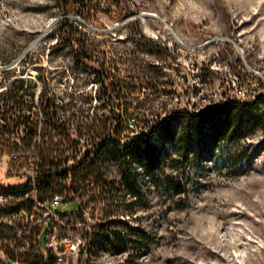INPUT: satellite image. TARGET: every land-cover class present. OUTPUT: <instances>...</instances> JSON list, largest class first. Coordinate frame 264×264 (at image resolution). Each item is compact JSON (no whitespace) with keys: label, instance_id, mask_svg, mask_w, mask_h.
I'll return each instance as SVG.
<instances>
[{"label":"rangeland","instance_id":"obj_1","mask_svg":"<svg viewBox=\"0 0 264 264\" xmlns=\"http://www.w3.org/2000/svg\"><path fill=\"white\" fill-rule=\"evenodd\" d=\"M86 1L93 9L79 13L76 5L58 0H0V91L23 79L33 92L38 127L44 121L41 94L59 103L73 93L81 110L91 100L90 115L108 113L99 109L103 98L98 99L93 75L76 66L70 47L57 40L66 18L77 26L96 66L103 64L124 86L127 101L140 105L134 111L148 119L166 116L178 104L203 109L226 95L251 102L264 94V0ZM31 56L34 64L27 61ZM171 129L180 131L175 121ZM211 132L210 121L204 122L196 149L177 153L172 139H152L163 168L172 157L183 164L166 170L174 177L170 187L155 186L147 171L128 177L119 163L109 161L106 186L78 190L86 196L81 211L75 202L51 206L71 215L68 235L82 237L80 264H264V131L258 125L240 140L241 161L250 167L235 174L221 167L233 159L227 155L230 143L214 141ZM42 143L36 138L24 154L37 153ZM9 146L0 138V184L31 196L36 190L35 182L28 185L32 160L20 158L26 146ZM138 167L130 161L132 170ZM177 181L179 188L172 186ZM55 196L63 197V191L58 188ZM90 196L104 199L95 203ZM109 210L113 213L106 215ZM110 220L124 226L111 227ZM47 224L39 234L43 247ZM113 230L119 234L109 236ZM117 239L134 244L123 250Z\"/></svg>","mask_w":264,"mask_h":264},{"label":"trees","instance_id":"obj_2","mask_svg":"<svg viewBox=\"0 0 264 264\" xmlns=\"http://www.w3.org/2000/svg\"><path fill=\"white\" fill-rule=\"evenodd\" d=\"M58 2L76 5L81 9L78 10L79 13L93 9V4L90 5L86 0ZM135 21L138 24L137 18ZM138 30L140 31V28ZM57 32V40L60 39L70 47L75 65L93 75L94 82L99 85L98 99L103 98L99 109L108 110V113L90 115L91 100H86L90 105L81 110L73 93L69 95V101L59 103L55 98L41 94L44 121L42 126L38 127L34 122L35 112L32 110L33 92L25 87L23 79L10 81L0 91V138L11 145V150L15 149L18 143L26 146L20 158L32 160V167L29 169L34 176L28 178V183H36V197L40 203H48L54 192L60 188L63 191L62 203H78V211H81L86 196L78 190L91 184L106 186L104 177L107 168L104 164L109 161L119 163L124 175L128 177L136 178L140 170L147 171L155 186L170 187L174 177L166 170H178L183 164L179 159L172 157L167 161L166 168H163V164L154 157L156 146L151 143L152 139L159 137V142L165 138L172 139L175 153L185 147L188 150L196 149L202 142L201 128L206 121H210L212 125L211 137L214 141L220 143L226 139L230 143V152L227 155L233 159L230 163L221 164V167H225L231 174L242 173L250 167L249 163L241 161L245 152L240 150V140L251 134L258 125L264 131V94H256L251 102L241 101L234 95H226L217 104L203 109H191L187 105L178 104L166 116L155 115V119H148L144 113L134 111L140 108V105L133 106L127 101V97L123 96L124 86L112 79V74L104 69L103 64L96 66V60L87 54L74 22L67 18L62 19ZM32 58L33 56L27 60L29 64L36 62ZM9 70L4 72L9 73ZM258 101H261L262 108L257 106ZM132 113L142 119L131 116ZM130 118L133 120L130 121ZM172 121L178 124L180 131H172ZM133 126L137 131L133 130ZM38 137L43 141L38 147V152L24 154ZM84 146L91 148L82 150ZM217 149H221L220 144ZM133 159L139 166L136 170L130 168V161ZM172 186L179 188L180 182H174ZM166 194V198L173 197L171 193ZM101 199L104 198L90 196L87 200L99 203ZM179 200L185 203L186 198L180 196ZM32 205L33 202L29 198L24 200L27 209ZM17 209L18 207L11 212ZM111 213L113 210L107 211L106 215ZM108 225L124 226L117 220L108 221ZM125 228L131 233L137 231L129 226ZM104 232L108 230L102 229L103 234ZM118 234L117 230L109 232V236ZM132 244V240L117 239L120 249H127L128 245Z\"/></svg>","mask_w":264,"mask_h":264},{"label":"built area","instance_id":"obj_3","mask_svg":"<svg viewBox=\"0 0 264 264\" xmlns=\"http://www.w3.org/2000/svg\"><path fill=\"white\" fill-rule=\"evenodd\" d=\"M22 191L0 184V264H80L78 255L83 239L66 232L71 215L51 209L52 205L61 204L63 197L55 196L42 204L36 190L31 196ZM27 198L33 202L28 209L24 206ZM46 223L43 247L39 234Z\"/></svg>","mask_w":264,"mask_h":264}]
</instances>
